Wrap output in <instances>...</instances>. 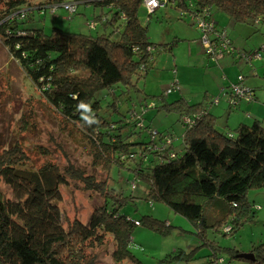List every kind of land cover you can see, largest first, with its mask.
<instances>
[{"label": "trees", "instance_id": "1", "mask_svg": "<svg viewBox=\"0 0 264 264\" xmlns=\"http://www.w3.org/2000/svg\"><path fill=\"white\" fill-rule=\"evenodd\" d=\"M144 2L42 0L28 3L26 10L19 8L24 0L5 2V10L0 13L2 43L57 114L61 127L85 142L89 166L105 172L106 178L98 179L72 164L61 169L45 161L36 167L17 145L5 150L0 155V183L10 189L11 196L0 192V264H95L93 250L108 237L114 240L112 257L116 263L127 260L141 264L129 247L135 224L162 234H168L172 226L150 215L132 219L121 212L135 199L119 185L122 171L132 175L131 188L135 182L145 187L146 201L164 203L197 230L200 246L189 253L179 251L166 260L188 261L199 247L207 246L214 264L221 263L220 254L226 252L230 259L264 262V243L253 245L249 253L252 259H246L244 253L220 246L207 235L233 236L246 221L255 220L246 195L251 188L264 187V128L259 120L239 124L231 134L213 123L214 116L209 112L215 104L213 99L206 105L191 104L183 98L166 101L161 108L174 111L180 120L184 115L191 116L182 143L176 148L170 138L154 134L138 119L131 120L130 115L113 121L101 114L102 99L110 97L105 108L119 112L120 97L134 90L136 81L154 67L156 47L148 41L147 27L138 16ZM159 2L190 16L195 26L197 17L212 23V10L234 22L264 25V0ZM80 4L100 10L91 21L100 27L95 35L56 27L46 31L37 24L47 12L58 8L74 15ZM65 5H72V10ZM87 26L96 27H91L90 21ZM258 51L253 56L259 57ZM248 91L254 100L253 89ZM99 92L106 95L98 98ZM130 127L139 132H132ZM143 129L149 141H132V136H140ZM69 183L101 201L87 224L75 219L64 225L59 203L61 187Z\"/></svg>", "mask_w": 264, "mask_h": 264}, {"label": "rangeland", "instance_id": "2", "mask_svg": "<svg viewBox=\"0 0 264 264\" xmlns=\"http://www.w3.org/2000/svg\"><path fill=\"white\" fill-rule=\"evenodd\" d=\"M6 1L0 0V13L5 10ZM40 1L24 0L19 8L26 10L28 3L34 5ZM149 10L141 6L138 16L141 24L147 27L148 41L156 47L154 67L136 81L134 90L120 97L119 112L111 113V108H105L110 97L102 99L101 114L113 121L125 120L130 115L131 120L138 119L149 126L154 134L158 132L170 138L176 148L182 142L191 116L184 115L180 120L174 111L161 108L166 101L183 98L191 104L203 102L206 105L210 104V100L219 98L218 104L210 108L213 123L219 130L232 134L241 121L252 123L254 118L259 119L264 128V50L261 49L264 46V25L234 22L222 12L212 10L211 21L217 24L218 29L224 30L230 41L229 52L220 60H212L203 47L202 32L192 24L190 16L171 6L151 9L154 11L151 14ZM97 14H100L98 8L80 4L74 15H68L64 9L58 8L55 12H47L44 20L37 24L46 31L56 27L65 32L95 35L100 30L99 25L89 28L87 21L91 23ZM255 51H258L259 57L253 56ZM238 84L246 89H254L258 99L240 102V107L231 111L228 98H223V94L226 89ZM104 95L105 92H99L97 97ZM67 130L61 127L57 114L12 59L0 39V155L17 145L36 167L45 161H52L61 169L72 164L104 180L105 172L89 166L90 155L85 151V142L79 139L78 134L72 137ZM130 130L139 132L131 127ZM132 141L148 142L146 129L142 130L140 136L133 135ZM120 177L122 191L135 197L121 209L123 214L132 219L150 215L172 226L168 228V234H162L135 224L129 247L141 264H214L210 262L212 250L207 246L199 247L188 261L166 260L179 251L189 253L200 246L201 239L195 233V226L164 203L146 201L145 187L135 182V187L131 188L133 177L129 173L122 171ZM0 192L5 197L11 196L10 189L3 182L0 183ZM61 194L59 206L65 227L75 219L87 224L93 210L101 204L96 195L85 193L73 183L62 186ZM246 196L252 204L255 220L246 221L233 236L222 237L213 232L207 235L209 240L220 246L249 254L253 245L264 243V187L251 188ZM224 230L228 231L229 228ZM114 249V240L108 237L101 247L93 250L95 264H133L127 260L116 263L112 257ZM229 256L228 252L220 254L222 261L219 264H250L249 261L230 259Z\"/></svg>", "mask_w": 264, "mask_h": 264}, {"label": "built area", "instance_id": "3", "mask_svg": "<svg viewBox=\"0 0 264 264\" xmlns=\"http://www.w3.org/2000/svg\"><path fill=\"white\" fill-rule=\"evenodd\" d=\"M144 5L151 12V9L159 8L162 4L159 0H145ZM72 5H65L64 8L69 11L72 10ZM197 28L202 32V43L206 50V54L212 60L222 59L226 53L229 52V41L222 30L215 29L214 23L206 21L203 18L197 17L195 19ZM90 26L93 27L94 24L91 22ZM225 98H228L229 106L235 108L241 101H251L252 97L245 87L241 85H236L230 88L227 92L223 94ZM219 98L214 100L217 105ZM137 224V223H136Z\"/></svg>", "mask_w": 264, "mask_h": 264}, {"label": "crops", "instance_id": "4", "mask_svg": "<svg viewBox=\"0 0 264 264\" xmlns=\"http://www.w3.org/2000/svg\"><path fill=\"white\" fill-rule=\"evenodd\" d=\"M227 91H228V90L226 89L225 92H227ZM253 91H255V90L253 89ZM254 94H255V93H254ZM224 97H225V96L223 95V98H224ZM257 99H258V96L255 94V99H254V100H257ZM218 102H219V101H218ZM241 102L243 103V102H246V101H241ZM242 103H241V104H242ZM247 103H248V102H247ZM241 104H240V105H241ZM240 105L238 104L235 108H231V107L229 106V107H230L229 109H231V111H235V110H237V107H240ZM210 108H211V107H210ZM209 112L211 113L210 109H209ZM248 117L251 118V115L248 114ZM250 118H249V119H250ZM254 119H256V118H254ZM254 119H253V120H254ZM257 120H259V119H257ZM239 124H251V123H248L247 121H241ZM239 124H237V125L235 126V128H236ZM181 143H182V142H181ZM181 143H180V144H181Z\"/></svg>", "mask_w": 264, "mask_h": 264}, {"label": "water", "instance_id": "5", "mask_svg": "<svg viewBox=\"0 0 264 264\" xmlns=\"http://www.w3.org/2000/svg\"><path fill=\"white\" fill-rule=\"evenodd\" d=\"M244 258L246 259H252V255H249V254H245V255H242Z\"/></svg>", "mask_w": 264, "mask_h": 264}]
</instances>
